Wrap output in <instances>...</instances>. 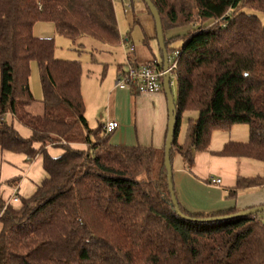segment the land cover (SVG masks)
<instances>
[{"label":"trees","instance_id":"16d2710c","mask_svg":"<svg viewBox=\"0 0 264 264\" xmlns=\"http://www.w3.org/2000/svg\"><path fill=\"white\" fill-rule=\"evenodd\" d=\"M150 1L164 33L193 27L184 37H165L169 57L178 53L171 162L178 154L190 167L209 149L214 132L245 125L249 140L229 142L218 154L264 163V0ZM40 21L74 42L122 41L113 0H0V147L30 159L41 155L47 174L18 207L0 197V264H264L263 213L206 223L242 211L205 215L179 204L188 219L180 217L165 148L113 145L104 125L89 126L81 64L56 59L53 39L34 36ZM32 62L44 94L40 116L28 111ZM191 112L198 116L179 144L181 116ZM9 118L32 136L23 138ZM50 146L62 155L51 156ZM259 187L264 177L240 178L233 195Z\"/></svg>","mask_w":264,"mask_h":264},{"label":"crops","instance_id":"0c3cea01","mask_svg":"<svg viewBox=\"0 0 264 264\" xmlns=\"http://www.w3.org/2000/svg\"><path fill=\"white\" fill-rule=\"evenodd\" d=\"M192 29V26L171 29L165 32V37L166 39L184 37ZM125 41L122 39L120 44H125ZM126 42L129 43V41ZM151 63L161 65L163 68L164 59L162 57L160 61L154 55L147 57L137 55L136 52L132 56L129 53L127 55V66H145ZM122 70L125 68L122 69L120 66L116 72L117 77ZM115 83L111 82L109 85L95 87L94 104L96 105L99 100L107 99L110 105L114 103V107L108 117L102 118L97 115L93 120H90L91 116L88 115L87 107L86 118L87 121L89 120V126L96 129L108 121H116L119 123V128L112 134L113 142L116 145L128 140L127 143H130L128 145L131 146L141 145L158 150L164 149L169 123L168 103L165 94L163 92L135 94L120 91L115 88ZM133 100L135 108L131 107ZM9 121L12 122L10 118ZM12 124L23 138L28 139L32 136L31 131L18 122H12ZM249 137L247 126L235 125L227 131L214 132L209 149L205 152H198L192 166L188 167L180 155V159L176 157L177 155L174 157L172 161L173 186L181 207L191 213L206 215L235 208L245 211L264 206V187L241 190L233 195L238 179L264 177V163L241 157H224L218 154L227 143H245ZM124 146L126 145L124 144ZM36 147L38 148L40 145ZM71 147L82 151H86L88 148L85 144H73ZM47 151L53 157H58L63 153L62 149L52 146L48 147ZM46 177L41 155L30 159L24 155L3 151L0 147V197L5 203L18 207L20 202L11 201L15 197H18L19 200L32 197ZM212 179H220L222 184L220 186L211 185ZM1 231L2 224L0 222V233Z\"/></svg>","mask_w":264,"mask_h":264},{"label":"rangeland","instance_id":"374dc122","mask_svg":"<svg viewBox=\"0 0 264 264\" xmlns=\"http://www.w3.org/2000/svg\"><path fill=\"white\" fill-rule=\"evenodd\" d=\"M116 16L119 24L122 39H128L125 44H118L117 46H109L102 44L92 37H83L74 42L70 38L59 35L56 31L55 25L51 22H37L33 27V34L37 38L53 39L55 44V58L64 61L79 62L82 67L81 75V92L86 108L88 107L90 120L96 118L97 115L102 118L108 117L114 107L106 100H99L94 104V89L97 85H109L115 83L117 79L116 72L120 66L122 69H127V55H145L147 57L156 56L161 61V52L157 40L155 21L148 11L143 0H113ZM259 18L264 23V15L259 14ZM179 46L180 42L175 43ZM131 48L133 51L131 52ZM150 55V56H149ZM173 54H171V57ZM174 58V57H173ZM171 58V60L173 59ZM127 67V68H126ZM116 77V79H115ZM172 86V94L177 98L178 85L177 81ZM29 86L34 97V102L28 107V111L33 115L44 114V94L40 79V70L37 62L31 63V73L29 79ZM121 91V90H120ZM128 92V91H127ZM135 108V101L131 104ZM98 107V108H97ZM197 113H184L180 120V130L177 141L184 143L189 120L197 118ZM89 121V120H88ZM94 122V121H93ZM90 124H92L90 122ZM114 136L111 135L110 143L113 142ZM126 140L119 146L128 145ZM178 159H180L177 154ZM264 216V213H263Z\"/></svg>","mask_w":264,"mask_h":264},{"label":"water","instance_id":"95a60500","mask_svg":"<svg viewBox=\"0 0 264 264\" xmlns=\"http://www.w3.org/2000/svg\"><path fill=\"white\" fill-rule=\"evenodd\" d=\"M146 5L148 6L150 13L155 21L156 25V36L159 44L160 50L163 52V59H164V65H163V70L165 72H168L169 70V55L165 49V33L163 30V25L161 21V17L159 15V12L153 5V3L150 0H143ZM163 91L164 94L167 98V103H168V112H169V123H168V131H167V138H166V143H165V150H164V165L167 170L168 174V183H169V191L171 194L172 198V203L175 207L176 213L185 219H188L184 217L180 211L179 208V203L177 201L176 195H175V190L173 186V166L171 162V151L173 149V144H174V138H175V130H176V125H177V113H176V105H175V99L172 94V88H171V83H170V75L167 73L164 77L163 80ZM264 213V206L249 209L247 211H242L236 215H232L229 217H218V218H210L207 220H203L201 222H206V223H218V222H223V221H228L240 217H246L250 215H255V214H260Z\"/></svg>","mask_w":264,"mask_h":264},{"label":"built area","instance_id":"2783aa9c","mask_svg":"<svg viewBox=\"0 0 264 264\" xmlns=\"http://www.w3.org/2000/svg\"><path fill=\"white\" fill-rule=\"evenodd\" d=\"M131 1V0H130ZM133 49L131 48V52ZM174 57V58H173ZM169 70L165 72L160 69L157 64L152 66H132L129 65L127 69L122 70L116 80L115 88L121 91H128L135 94H159L163 92V80L167 73L170 75L171 88L175 84L176 69L178 64V53H174L169 57ZM171 58H173L171 60ZM119 128V123L116 121H108L103 129L106 135L112 134ZM211 185L220 186L222 181L220 179H212ZM11 202H19L18 197H15ZM10 203H7V206Z\"/></svg>","mask_w":264,"mask_h":264}]
</instances>
